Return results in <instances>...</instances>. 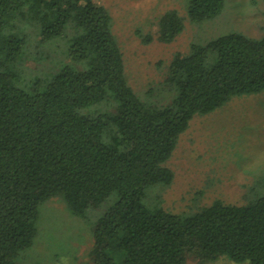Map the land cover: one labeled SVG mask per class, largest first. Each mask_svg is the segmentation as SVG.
<instances>
[{"label": "trees", "instance_id": "16d2710c", "mask_svg": "<svg viewBox=\"0 0 264 264\" xmlns=\"http://www.w3.org/2000/svg\"><path fill=\"white\" fill-rule=\"evenodd\" d=\"M225 1L189 0L186 17L166 11L158 40L174 41L186 18L218 16ZM66 35L69 62L44 82L20 85L12 66L27 45ZM165 87L174 94L167 104L140 98L126 77L112 16L96 0H0V264H21L45 201L61 196L84 216L112 193L118 200L96 223L92 264H207L221 257L264 264V181L245 204L217 199L192 213L143 201L150 185L172 183L166 163L195 116L264 90V35L231 32L192 44L174 55Z\"/></svg>", "mask_w": 264, "mask_h": 264}, {"label": "rangeland", "instance_id": "374dc122", "mask_svg": "<svg viewBox=\"0 0 264 264\" xmlns=\"http://www.w3.org/2000/svg\"><path fill=\"white\" fill-rule=\"evenodd\" d=\"M96 1L112 16V31L123 51L130 85L142 100L155 105L167 104L174 96L166 90L165 79L177 52L185 53L192 44L205 45L231 32L255 39L264 35V0H226L222 12L212 19L191 22L186 18L183 32L171 43L157 38L159 18L169 10L186 17L189 0ZM70 38L66 35L44 47L27 45V53L12 66L20 85L28 86L37 79L44 82L68 63ZM213 60L214 55H209L207 64ZM102 107L101 103L94 106ZM166 165L174 179L170 185L146 188L143 201L150 208L192 213L217 199L245 204L258 196L264 181V90L234 96L215 111L195 116ZM258 182L261 184L253 189ZM117 200V193H112L84 216L73 214L61 196L45 201L39 208L38 233L17 261L92 264L96 223ZM187 264L197 262L189 259ZM207 264L250 263L221 257Z\"/></svg>", "mask_w": 264, "mask_h": 264}]
</instances>
